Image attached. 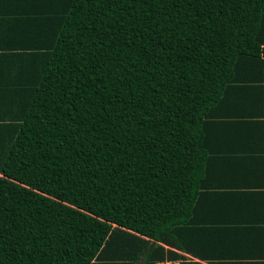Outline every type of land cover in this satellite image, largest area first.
<instances>
[{
  "label": "trees",
  "instance_id": "trees-1",
  "mask_svg": "<svg viewBox=\"0 0 264 264\" xmlns=\"http://www.w3.org/2000/svg\"><path fill=\"white\" fill-rule=\"evenodd\" d=\"M23 6L0 32V264L164 262L206 169L264 168V0Z\"/></svg>",
  "mask_w": 264,
  "mask_h": 264
},
{
  "label": "crops",
  "instance_id": "crops-1",
  "mask_svg": "<svg viewBox=\"0 0 264 264\" xmlns=\"http://www.w3.org/2000/svg\"><path fill=\"white\" fill-rule=\"evenodd\" d=\"M23 10V0H0V32L13 35L9 27ZM261 120L264 125V110ZM248 171L240 167L221 180L206 169L204 196L176 239L185 249L165 245V261L154 264H264V168Z\"/></svg>",
  "mask_w": 264,
  "mask_h": 264
}]
</instances>
